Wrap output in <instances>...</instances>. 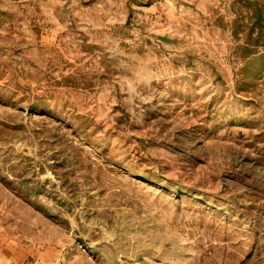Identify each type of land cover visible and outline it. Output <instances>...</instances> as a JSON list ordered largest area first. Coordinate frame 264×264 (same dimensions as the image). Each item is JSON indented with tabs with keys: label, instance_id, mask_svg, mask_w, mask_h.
Listing matches in <instances>:
<instances>
[{
	"label": "rangeland",
	"instance_id": "1",
	"mask_svg": "<svg viewBox=\"0 0 264 264\" xmlns=\"http://www.w3.org/2000/svg\"><path fill=\"white\" fill-rule=\"evenodd\" d=\"M6 249L264 264V0H0Z\"/></svg>",
	"mask_w": 264,
	"mask_h": 264
},
{
	"label": "crops",
	"instance_id": "2",
	"mask_svg": "<svg viewBox=\"0 0 264 264\" xmlns=\"http://www.w3.org/2000/svg\"><path fill=\"white\" fill-rule=\"evenodd\" d=\"M17 257L11 250L0 251V264H13Z\"/></svg>",
	"mask_w": 264,
	"mask_h": 264
},
{
	"label": "built area",
	"instance_id": "3",
	"mask_svg": "<svg viewBox=\"0 0 264 264\" xmlns=\"http://www.w3.org/2000/svg\"><path fill=\"white\" fill-rule=\"evenodd\" d=\"M15 264H18V263H15ZM20 264H29V263H27V262H23V263H20Z\"/></svg>",
	"mask_w": 264,
	"mask_h": 264
}]
</instances>
